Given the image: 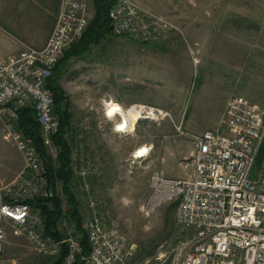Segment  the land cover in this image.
Returning <instances> with one entry per match:
<instances>
[{
    "label": "rangeland",
    "instance_id": "obj_1",
    "mask_svg": "<svg viewBox=\"0 0 264 264\" xmlns=\"http://www.w3.org/2000/svg\"><path fill=\"white\" fill-rule=\"evenodd\" d=\"M32 1L0 0L4 9L0 21H4L12 43L20 45L9 54L26 46L41 48L39 42L53 31L52 14L31 12ZM84 1L90 23L94 4L92 0ZM136 1L178 24L188 42L171 34L164 40L142 43L110 31L86 53L72 57L59 80L64 102L72 113L65 139L70 146V167L71 150L82 135L91 141L86 147L90 156H95L92 153H96V145L102 148L103 153L96 157L103 162V172L94 177L93 183L99 189L107 219L113 220L125 237L130 252L125 263L181 264L193 247L194 231L178 226L176 201L164 203L150 215L142 210L150 192L149 176L159 170L169 177H190L191 168L184 169L178 162L196 151L191 135L208 129L224 132L221 120L230 95H244L264 107V0ZM109 101L119 103L124 112L132 107L153 106L166 114L161 120L141 118L134 129L110 132L120 116H107ZM110 138L114 140L113 148ZM143 146L149 148V153L134 158L135 150ZM77 175L73 171L71 186L80 202L85 231L83 216L90 209L78 188ZM58 193L67 211L69 204L61 183ZM4 228L0 264H44L47 256L35 252L26 236L15 235L9 223ZM59 230L63 239L81 238L65 217L59 222Z\"/></svg>",
    "mask_w": 264,
    "mask_h": 264
},
{
    "label": "built area",
    "instance_id": "obj_2",
    "mask_svg": "<svg viewBox=\"0 0 264 264\" xmlns=\"http://www.w3.org/2000/svg\"><path fill=\"white\" fill-rule=\"evenodd\" d=\"M88 23L84 1L61 0L55 26L43 47L26 46L0 57V135L21 152L24 161L14 179L0 186V254L6 222L15 235L26 236L38 254L58 255L64 242L66 263L75 262L82 253L78 237L58 240L46 232L45 216L34 201L51 195L48 169L34 139L19 127V120L21 108L34 107L41 140L49 154L57 156L54 137L60 121L47 83L66 48L83 35ZM109 24L113 35L137 42H156L171 34L188 42L178 24L136 0H115L109 9ZM138 109L141 118L161 120L166 114L153 106ZM221 123L223 133L208 129L191 135L196 151L178 162L184 169L191 168L190 177H169L159 170L150 173V192L142 210L150 215L166 202H177L178 226L194 231L193 247L181 264H264V156L257 160L264 140V107L244 95L232 94ZM89 145V137L82 135L71 150V168L78 174V188L90 209L83 216V227L91 250L82 255V264H126L130 252L125 237L107 219L93 183L104 165L84 153ZM140 150H135L134 158H141Z\"/></svg>",
    "mask_w": 264,
    "mask_h": 264
},
{
    "label": "trees",
    "instance_id": "obj_3",
    "mask_svg": "<svg viewBox=\"0 0 264 264\" xmlns=\"http://www.w3.org/2000/svg\"><path fill=\"white\" fill-rule=\"evenodd\" d=\"M115 0H92L94 4V15L92 16L87 29L82 37L65 50L64 56L54 68L52 76L48 80V87L52 90L55 100V112L59 117V130L54 137V143L59 149L56 160L49 154L39 135V123L34 107L25 106L20 110L19 127L28 136H31L41 155L44 158L48 169L51 195L47 198H37L34 204L41 207L46 220V232L55 239L62 240L64 235L59 230V222L65 217L71 221L77 232L81 233L82 253L71 264H82V255L91 250V245L86 232L82 229V219L79 209V199L72 191L73 171L70 167V146L65 139V134L71 128L72 113L68 103L64 102V92L61 89L59 80L64 74V67L72 57H80L86 53L91 45L98 44L103 38L111 34L109 24V9ZM264 155V140L260 147L258 158ZM61 183L63 193L69 204L67 211L63 207V199L58 193V185ZM67 255V243H63L62 251L55 256H47L44 264H68L65 261Z\"/></svg>",
    "mask_w": 264,
    "mask_h": 264
},
{
    "label": "crops",
    "instance_id": "obj_4",
    "mask_svg": "<svg viewBox=\"0 0 264 264\" xmlns=\"http://www.w3.org/2000/svg\"><path fill=\"white\" fill-rule=\"evenodd\" d=\"M80 1H84V0H80ZM32 2H34V8L31 9V12L52 14V17L54 19V25H55L56 16H57V13L59 12L60 5H61V0H33ZM3 10L4 9H1V7H0V12H2ZM37 17L38 16L35 15V20L37 19ZM1 21H0V56H3V55L9 54L12 50L13 51L18 50L20 48V45H19V43H17V41L16 42L13 41V43H12V39L5 32V31H7V28H6L5 24L3 23L4 21L3 22H1ZM49 36H50V34H49ZM49 36L47 38H45L42 42H39V46H42V45L44 46L46 44ZM6 44H8L9 47L5 48L4 46ZM11 47H12V49H11ZM110 118H112V117H110ZM115 124H117V123H115ZM90 126H91L90 128L95 129V127L93 125H90ZM110 128H111L110 132H118L115 130L114 126L110 127ZM225 131L226 130L224 128V132ZM91 132L89 131V133H91ZM90 137H94V135L90 134ZM109 141L111 142V146L113 148V146H114L113 138H110ZM95 144H97V143H95ZM136 145H138V144H136ZM96 146H97V148L94 150L96 153H92L93 155H95V157H96V154L101 155L103 153L101 150L102 148H100V145L98 144ZM86 150H87V153L90 154L89 147L86 148ZM113 150H115V149H113ZM23 165H24V161H23V156H22L21 152L13 144L5 141L0 135V186L6 185L9 182H11L14 179V177L22 170ZM102 172H103V170H102ZM148 186H149V183H148ZM149 189H150V187H149ZM6 223L4 224V227H5Z\"/></svg>",
    "mask_w": 264,
    "mask_h": 264
},
{
    "label": "bare ground",
    "instance_id": "obj_5",
    "mask_svg": "<svg viewBox=\"0 0 264 264\" xmlns=\"http://www.w3.org/2000/svg\"><path fill=\"white\" fill-rule=\"evenodd\" d=\"M107 110L106 114L109 117H115L116 115L120 116V120L117 122V128L116 130L120 131H126V129H134L137 121L141 119L140 110L132 107L127 112H124L122 109V106L113 101L107 102ZM140 156L138 157H144L149 153V148L146 146L140 147Z\"/></svg>",
    "mask_w": 264,
    "mask_h": 264
}]
</instances>
